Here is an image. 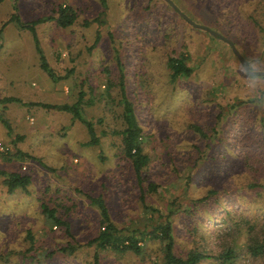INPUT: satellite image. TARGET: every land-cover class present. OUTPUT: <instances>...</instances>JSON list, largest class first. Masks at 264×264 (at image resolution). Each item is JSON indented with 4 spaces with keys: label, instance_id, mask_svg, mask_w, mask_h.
I'll use <instances>...</instances> for the list:
<instances>
[{
    "label": "rangeland",
    "instance_id": "obj_1",
    "mask_svg": "<svg viewBox=\"0 0 264 264\" xmlns=\"http://www.w3.org/2000/svg\"><path fill=\"white\" fill-rule=\"evenodd\" d=\"M171 1L264 70V0ZM63 2L75 10L70 25L34 26L50 77L31 32L14 19L2 23L12 12L20 22L55 15ZM170 55L183 56L190 74L170 81ZM120 71L149 157L141 186L121 151ZM78 91L90 100L80 112L97 144L85 143V126L71 113L27 103H70ZM2 96L20 101H0V264H90L93 247L84 243L96 235L99 213L87 194H100L111 221L143 249H102L100 264H159L162 242L145 232L168 211L175 253L196 249L207 254L198 264H225L215 255L230 247L229 264H264V250H248L264 238V81L249 79L227 42L165 0H0ZM181 109L189 122L173 119ZM11 171L28 176L25 187L6 189ZM41 202L67 231L45 217ZM68 242L80 245L60 251Z\"/></svg>",
    "mask_w": 264,
    "mask_h": 264
},
{
    "label": "trees",
    "instance_id": "obj_2",
    "mask_svg": "<svg viewBox=\"0 0 264 264\" xmlns=\"http://www.w3.org/2000/svg\"><path fill=\"white\" fill-rule=\"evenodd\" d=\"M99 3L104 6L105 0H99ZM75 10L72 6L66 3L58 4L55 9V15H44L41 17L33 18L29 21H19L17 18V13L12 12L10 16L2 24L10 20H15L23 28L28 29L33 37L34 49L37 54L39 61V67L50 77H54V72L52 68L48 65L44 53L39 45L34 33V26L40 22L54 19L58 26L70 25L75 19ZM93 39V43L96 42L97 35ZM92 43V44H93ZM167 67L168 75L170 81H175L179 76H187L192 71L191 66L186 64L183 56H173L167 57ZM69 71V69H67ZM64 77V75L62 76ZM118 99L117 102L120 104L121 119L123 122L122 128L119 130L120 140H121V151L129 159L130 166L135 176L137 183L140 185L142 169L147 165L149 160L148 155L142 150V129L137 121L133 105L126 95L125 87L123 83V73L120 71L118 73ZM78 91L76 98L70 102L61 103H50L41 101H28V104L39 105L47 109L62 110L71 113L72 117L77 118L85 126L86 132L88 134V139L85 141L86 144L92 145L98 143V136L94 132L93 124L90 120L84 118L81 115L80 107L81 104L89 102V99H83V92ZM1 102L9 101H20L16 96H2L0 97ZM4 121V119H3ZM5 122V121H4ZM6 123V122H5ZM16 137H21V134L15 135ZM8 191H11L16 186L25 187L28 183V176L19 174L17 172H8L4 179L2 180ZM141 186V185H140ZM155 188L154 183H148L146 190L153 191ZM91 204H94L99 213V229L93 237L86 240L85 245H91L93 247V252L91 255L90 264H100L99 262V251L102 249H110L115 252L131 251L136 255L142 253L143 249L139 243L140 239L133 232L127 231L123 227L116 226L110 219L107 207L104 200L100 194L97 195H86ZM140 200L144 202V193L141 188L140 190ZM144 204V203H143ZM145 207H148L145 205ZM151 208V207H149ZM41 212L47 217L50 222L54 225L63 226L64 230H68V223L56 215L54 207H49L45 203H40ZM153 210L154 209L152 208ZM157 214L162 218L159 222L155 223L151 229L145 234L150 237L159 238L162 242L161 245V261L159 264H198L201 260L207 258V254L198 251L196 249H189L184 254H177L173 250V236L171 234V222L170 215L171 212ZM29 241H32L30 236V230H26ZM80 244H72L70 242L66 243L64 246H60L59 250L65 253L73 252L76 247ZM248 250L251 254L256 255L264 250V238L261 242L253 243L248 245ZM233 250L230 247H226L223 251L215 255L216 259L221 261V263L229 264L230 257L233 255ZM232 263V262H231Z\"/></svg>",
    "mask_w": 264,
    "mask_h": 264
},
{
    "label": "water",
    "instance_id": "obj_3",
    "mask_svg": "<svg viewBox=\"0 0 264 264\" xmlns=\"http://www.w3.org/2000/svg\"><path fill=\"white\" fill-rule=\"evenodd\" d=\"M166 2H168L178 13L181 17H183L189 24H191L192 26L196 27V28H200L203 30L208 31L210 34L217 36L218 38L224 40L225 42H227L231 49L233 50L234 54L236 55V57L238 58V60L240 61V63L243 65V67L245 68L247 65V61L240 55V53L236 50V48L234 47V44L231 42V40H229L228 38H226L225 36L221 35L219 32L210 29L209 27L203 25V24H199L194 22L192 19H190L185 13H183L182 11H180L177 6L171 1V0H165ZM253 74H264V70H256Z\"/></svg>",
    "mask_w": 264,
    "mask_h": 264
},
{
    "label": "clouds",
    "instance_id": "obj_4",
    "mask_svg": "<svg viewBox=\"0 0 264 264\" xmlns=\"http://www.w3.org/2000/svg\"><path fill=\"white\" fill-rule=\"evenodd\" d=\"M244 71L248 73L249 79L264 81V76H254L253 75L256 69H254L251 64L247 63L246 67L244 68ZM155 102L159 103V99H157ZM173 119H176L182 123H186V122H189L190 117L187 111H185L184 109H181ZM240 243L241 244L245 243V240L243 237L241 238Z\"/></svg>",
    "mask_w": 264,
    "mask_h": 264
},
{
    "label": "crops",
    "instance_id": "obj_5",
    "mask_svg": "<svg viewBox=\"0 0 264 264\" xmlns=\"http://www.w3.org/2000/svg\"><path fill=\"white\" fill-rule=\"evenodd\" d=\"M64 3V2H63Z\"/></svg>",
    "mask_w": 264,
    "mask_h": 264
}]
</instances>
